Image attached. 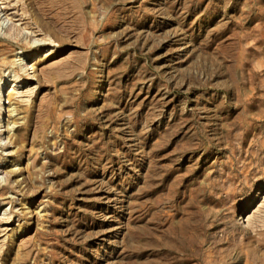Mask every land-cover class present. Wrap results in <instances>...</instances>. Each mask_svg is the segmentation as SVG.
I'll use <instances>...</instances> for the list:
<instances>
[{
	"label": "rangeland",
	"instance_id": "1",
	"mask_svg": "<svg viewBox=\"0 0 264 264\" xmlns=\"http://www.w3.org/2000/svg\"><path fill=\"white\" fill-rule=\"evenodd\" d=\"M2 77L0 264H264V0H0Z\"/></svg>",
	"mask_w": 264,
	"mask_h": 264
},
{
	"label": "bare ground",
	"instance_id": "2",
	"mask_svg": "<svg viewBox=\"0 0 264 264\" xmlns=\"http://www.w3.org/2000/svg\"><path fill=\"white\" fill-rule=\"evenodd\" d=\"M9 21L8 20H6V19H2L1 20V27L4 25V24H7ZM11 28V27H10ZM34 43H36V41H34ZM22 57V56H21ZM24 58V57H23ZM23 58H22V60H23ZM12 85H13V87L8 91V94H7V100H8V105L10 104V107L11 108H8L7 109V113H8V121H7V123H6V127H7V129H8V132L9 131H13V130H15L18 126H16V124L18 123L17 122V119H16V117H17V114L16 115H14L13 116V113L15 112V108L16 107H12V105H16V103H18V102H16V101H12V98H11V95H13L14 93H12L15 89V87H16V82H12ZM4 86H6V79L5 78H1L0 79V116H1V112L2 111H5L4 110V107H3V105L5 104V103H3L2 104V97H4L5 95H6V92L4 91ZM12 93V94H11ZM12 101V102H11ZM11 102V103H10ZM20 108V107H19ZM11 117V120L9 119ZM1 143V142H0ZM0 148H1V145H0ZM2 149V148H1ZM3 150V149H2ZM0 166H2V165H0ZM0 174H1V176H0V182H3L4 184H3V187H5V186H7L8 185V179H7V176H6V174H4L2 171H0Z\"/></svg>",
	"mask_w": 264,
	"mask_h": 264
}]
</instances>
